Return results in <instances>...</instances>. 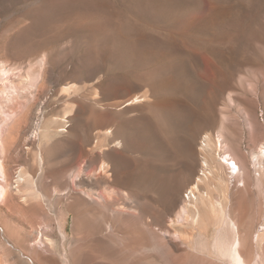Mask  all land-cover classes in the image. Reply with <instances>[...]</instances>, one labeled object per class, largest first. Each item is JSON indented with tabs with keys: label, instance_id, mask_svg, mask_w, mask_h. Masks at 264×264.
Instances as JSON below:
<instances>
[{
	"label": "rangeland",
	"instance_id": "rangeland-1",
	"mask_svg": "<svg viewBox=\"0 0 264 264\" xmlns=\"http://www.w3.org/2000/svg\"><path fill=\"white\" fill-rule=\"evenodd\" d=\"M0 136L38 181L0 200L10 263L235 264L228 214L264 260V0H0Z\"/></svg>",
	"mask_w": 264,
	"mask_h": 264
},
{
	"label": "bare ground",
	"instance_id": "bare-ground-1",
	"mask_svg": "<svg viewBox=\"0 0 264 264\" xmlns=\"http://www.w3.org/2000/svg\"><path fill=\"white\" fill-rule=\"evenodd\" d=\"M13 82V80H11ZM133 99V100H132ZM138 99H139V96H136V97H133L131 98V101H128L130 103H128L127 105H130V104H136V102H138ZM159 104V103H158ZM156 105V104H155ZM162 107V106H161ZM101 113V112H100ZM101 115V114H100ZM102 115H103V112H102ZM62 131H65L67 129L65 128H62L60 129ZM68 131V130H67ZM111 132V133H109ZM48 133V132H47ZM121 134H122V127L120 125H116V128L114 129H111L110 131L107 129L103 135L107 138V140H109V143L110 144H113V145H119L121 144V140L119 139L121 137ZM102 135V134H101ZM123 135V134H122ZM35 137V136H34ZM98 137H100V134L98 135ZM36 138V137H35ZM97 139V138H96ZM99 141V139H98ZM0 142H1V147L2 148H5L6 144V141L4 142V137L3 136H0ZM123 142V141H122ZM105 155H106V158H110L111 159V154H109L108 152H105ZM113 155V154H112ZM261 155L264 157V148L261 150ZM110 156V157H109ZM115 157V156H114ZM223 159L221 160H217V163L221 166H225L224 163L228 164V165H231V163L234 165L232 168H234L235 170L234 171H229V174L231 173L230 178L232 177H239V173L241 171V168L240 166L238 165V162H237V159L231 154V153H224V155L221 156ZM43 158L44 156L41 154L40 155V162L43 163ZM115 159V158H114ZM114 159H111V162L115 163L114 162ZM110 162V161H109ZM103 163V162H102ZM117 163V162H116ZM109 163H106L104 162L103 165H101V169H99V173H106L108 167H109ZM112 166V164H111ZM116 164L114 165V168H115ZM227 167V166H226ZM230 168V166H228V169H232ZM6 167L4 165V163H2L0 161V174H1V178H2V181L4 182L3 184H0V200L4 201L5 199H7V197H9L14 191L15 192H19V193H24V191H26L27 189L23 188L27 187V184L29 183H32L31 185L33 186V192L34 191H38L36 189V186L38 185L37 184V179L34 178V176L32 177H27L26 176V172L24 170V168L22 167H19V169L17 170V177L15 179V183L16 185L13 186V182L9 181L8 179V174L6 172ZM117 171V170H116ZM92 173H94V171H92ZM118 173V172H117ZM30 174V173H29ZM32 174V173H31ZM97 175L96 173L94 174L95 178L92 179V185L93 187H97V186H100V185H103V183H107L110 181V178H108L107 176H104L103 174L101 175ZM111 174V173H110ZM89 175V174H88ZM91 175V174H90ZM117 175V174H116ZM73 175H71L72 177ZM84 175L82 174V171L81 172H77L74 174V176L72 177L73 178V182L74 183H77V181H82L84 180ZM103 176V177H102ZM95 179V180H94ZM233 179V178H232ZM88 180V179H87ZM111 183L113 182V178L111 179ZM72 181V180H71ZM102 183V184H101ZM110 183V182H109ZM245 184V183H244ZM243 184V185H244ZM30 185V184H29ZM28 185V186H29ZM31 185H30V188H31ZM80 187H83V186H80ZM194 189H196V191L201 195L202 194V190L204 189V185H201L199 183H196L194 186ZM29 188V187H28ZM92 188V187H91ZM32 189V188H31ZM84 189V188H83ZM30 191V190H29ZM101 191V190H100ZM192 191V190H191ZM86 195H88L93 201H99L102 199L103 202H108V199L106 198V196L104 195V193L102 194L101 192H96L94 191V189L92 190H86V191H83ZM103 192H106L107 193V187H105V191ZM193 192V191H192ZM36 193V192H35ZM79 193V192H78ZM109 193V192H108ZM194 195H195V192H193ZM192 193V194H193ZM34 194V193H33ZM191 193H189L190 195ZM22 195V194H21ZM23 196V195H22ZM21 196V197H22ZM197 196V195H196ZM43 197V196H42ZM10 198V197H9ZM8 198V199H9ZM24 198L26 199L27 197L24 196ZM23 198V199H24ZM45 198V197H44ZM13 201V200H12ZM197 202V201H196ZM111 207V206H110ZM186 210V209H185ZM195 210H196V207H195ZM119 211V210H118ZM184 211V210H183ZM228 213V212H227ZM227 216V214H226ZM140 218V217H139ZM138 218V219H139ZM227 218L229 219V224L231 225V227L233 228V230L235 231L236 233V236H235V239H234V242L231 244V250H230V257H231V261H233V263L235 264H246L245 263V260L241 254V247H242V242H241V239L239 237V225L237 223V221H235V219L229 217V214L227 216ZM145 224H148V226L150 225V223L148 222V219H146V216H143L141 215V218ZM63 233V232H62ZM65 233H63L64 235ZM264 235V224L260 226V230L258 232L256 236V240L258 241L260 238H262V236ZM14 236V235H13ZM65 236V235H64ZM34 239V238H33ZM48 238L44 237V234L42 232H36V237H35V242H37V244L41 247V246H46V245H49L48 242H47ZM32 242V241H31ZM256 242V241H255ZM36 244V245H37ZM114 248V247H113ZM1 255V254H0ZM5 256V255H4ZM3 256V257H4ZM6 257V256H5ZM87 256H85V261H87ZM67 264H71L68 262V258L66 257V261ZM0 264H13V263H10V261L8 260H4L2 258H0ZM34 264V263H33ZM92 264H102V263H92ZM253 264H264V260L263 258L260 257V255H258L257 259L254 261Z\"/></svg>",
	"mask_w": 264,
	"mask_h": 264
},
{
	"label": "built area",
	"instance_id": "built-area-1",
	"mask_svg": "<svg viewBox=\"0 0 264 264\" xmlns=\"http://www.w3.org/2000/svg\"><path fill=\"white\" fill-rule=\"evenodd\" d=\"M186 196L188 197V199H190V197L191 198L194 197V195H188V194H186Z\"/></svg>",
	"mask_w": 264,
	"mask_h": 264
}]
</instances>
